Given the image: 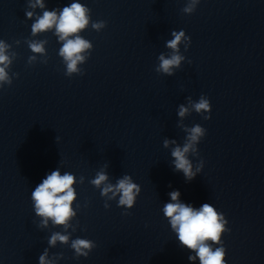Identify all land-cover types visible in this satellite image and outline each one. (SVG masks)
Returning a JSON list of instances; mask_svg holds the SVG:
<instances>
[{
  "label": "clouds",
  "instance_id": "1",
  "mask_svg": "<svg viewBox=\"0 0 264 264\" xmlns=\"http://www.w3.org/2000/svg\"><path fill=\"white\" fill-rule=\"evenodd\" d=\"M199 3L200 0H187L181 11L191 15L196 11ZM36 9L42 10V14H37ZM25 16L30 20L34 18L31 25L32 37L52 32L61 44L58 55L62 58L65 66L64 75L69 78L74 75H84V70L80 66L85 64L91 56L93 44L81 33L89 26L96 32H100L107 26V22L104 20L92 21L91 9L78 0H73L62 8L52 10L46 8L45 0H27ZM171 37L165 42V47L170 51L158 56L159 63L155 67L157 73L166 76H173L175 70L180 69L186 60V57L181 53L180 46L183 45L186 52L191 45V38L186 35L183 29L171 31ZM15 43L19 45L20 41L17 40ZM25 43L32 53L28 57L29 65L35 64L38 57L40 63L47 64L48 55L45 47L48 43L47 39H27ZM16 58L17 53L12 51V45L0 39V89H3L5 85L10 87L13 84V78H18L19 73L12 72L10 74L11 66ZM188 63L191 61L189 60ZM211 110L212 105L207 96L202 94L197 101H194L191 96L187 97V104H180L177 112L180 118L177 127L186 133L183 144H178L175 139L165 138L163 140V147L170 149L174 171L182 172L187 182L193 180L203 169L204 161L202 159L194 166L189 157L199 156L198 144L206 136L207 130L200 124L188 127L184 125L183 121L193 111L200 114L204 120H210ZM58 140L59 137H56V142ZM108 166L105 165L97 171L89 183L100 190V195L105 199L104 207L106 209L111 207L108 201L116 200L117 206L125 209L122 214L130 215L128 210L134 207L137 197L140 195L141 186L134 182L132 176L128 174L118 178L114 184L111 183L106 171ZM84 181V176H80L77 180V177L71 172L61 174L60 167H58L47 174L31 192L35 216L39 218L37 227L43 230L49 228L51 224L52 227L63 229V232L54 231L51 233L47 240L48 247L39 256V264H58V261L63 259V253L50 255L49 252V248H55L58 243L70 244L76 259L87 258L96 247L92 240L79 237L71 238V233L79 227L78 220L75 224L72 221L76 219L77 210L81 207L76 204L75 185L83 184ZM168 195L170 202L164 204L162 212L168 220L171 230L176 234L180 246L194 253L188 256V260L193 264L197 260L199 264H227V253L222 237L224 233L230 232V229L227 227L228 220L225 215L210 203H203L197 208L182 202L179 190H173Z\"/></svg>",
  "mask_w": 264,
  "mask_h": 264
}]
</instances>
